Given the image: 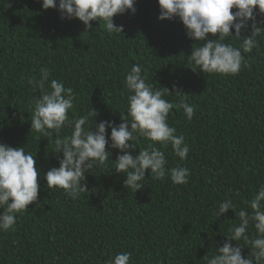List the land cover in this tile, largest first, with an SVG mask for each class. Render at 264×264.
Returning <instances> with one entry per match:
<instances>
[{"label": "trees", "instance_id": "obj_1", "mask_svg": "<svg viewBox=\"0 0 264 264\" xmlns=\"http://www.w3.org/2000/svg\"><path fill=\"white\" fill-rule=\"evenodd\" d=\"M134 7L135 14L114 16L122 32L109 34L103 20L92 21L87 31L79 19L62 20L38 0H0V143L25 147L42 172L59 167L55 135L37 138L30 130L41 93L28 79H39L40 69L47 67L49 80L62 81L76 94L70 119L93 108L96 123L119 124L130 119L124 114L132 93L124 80L138 64L146 83L169 91L166 100L194 107L191 120L179 107L168 117L189 145L186 160L175 156L171 145L155 144L166 168L190 170L188 184H174L170 174L154 180L146 170L142 189H126L125 176L115 168L119 150L106 145L110 160L86 173L88 190L78 198L40 180L39 205L28 206L15 231H0V264H105L122 251L132 253L130 264H206L203 257L222 246L228 229L240 222L239 210L264 187V33L257 37V48L242 52L247 67L239 74L201 73L191 69L187 57L198 42L186 36L178 18L158 19L157 0H136ZM250 34L251 28L242 32ZM227 42L240 48L242 38ZM71 131L66 126L61 136ZM106 131L110 137L111 129ZM133 143L137 148L129 151L135 155L153 142L137 136ZM226 198L236 204L237 214L228 210L216 219L213 213ZM249 235L255 236L251 225ZM238 243L245 246L246 258L250 246Z\"/></svg>", "mask_w": 264, "mask_h": 264}, {"label": "clouds", "instance_id": "obj_2", "mask_svg": "<svg viewBox=\"0 0 264 264\" xmlns=\"http://www.w3.org/2000/svg\"><path fill=\"white\" fill-rule=\"evenodd\" d=\"M42 9H56L62 20L79 19L85 30L93 29L92 21H104L109 34L122 32V26L114 24V16L129 10L135 14L136 0H38ZM160 20L179 19L189 39L197 41L189 56L194 64L193 71L220 75H237L247 62L242 55L251 53L258 47L257 37L264 33V0H157ZM235 9V11H233ZM251 22V23H250ZM251 28L250 35H242ZM235 30L234 33L232 30ZM241 39L240 48L227 42L231 38ZM202 42V43H201ZM51 71L47 67L40 69V78L30 77L27 83L33 89L40 90L31 112L30 130L38 137L55 135L54 153L59 167H52L42 172L37 167V158L26 152L25 147H12L0 143V231H15L17 219L28 211L30 204L39 205L38 193L40 180L46 181L49 189L59 188L66 195L76 199L87 191L86 176L94 166L105 165L112 155L110 150L118 149L114 160L116 173L125 176L124 187L135 193L144 187L146 170L150 178L163 180L170 174L176 185H186L190 179L187 167L166 168L167 160L156 143L171 148L181 161L188 158L189 145L183 135H177V129L170 126L168 117L173 108H182L188 120L194 116V107L181 101L176 105L164 98L166 88H155L146 83L142 75V66L134 64L127 73L124 84L132 93L128 96V108L119 124L103 120L96 123L98 112L92 108L87 115L69 118V111L74 110L76 94L70 87L57 79L49 80ZM94 117L90 128L85 125ZM72 129L70 136H61L64 127ZM95 128V130H93ZM107 129H111L110 137ZM144 137L153 143L135 155L133 143L136 137ZM131 142V143H130ZM113 161V160H112ZM39 177V179H38ZM239 195V193H236ZM248 208L238 212L239 224L232 225L222 246H216L214 254L207 253L203 260L206 264H264V187L248 200ZM228 210L235 215L236 204L231 198L219 203L213 215L216 219L224 216ZM255 230L250 237L249 227ZM250 253L245 258L242 249L245 246ZM232 241H236L233 246ZM131 252H119L105 261V264H130Z\"/></svg>", "mask_w": 264, "mask_h": 264}]
</instances>
